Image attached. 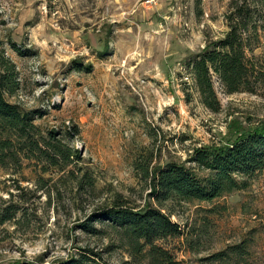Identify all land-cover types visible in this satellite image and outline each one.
Here are the masks:
<instances>
[{
  "label": "rangeland",
  "instance_id": "obj_1",
  "mask_svg": "<svg viewBox=\"0 0 264 264\" xmlns=\"http://www.w3.org/2000/svg\"><path fill=\"white\" fill-rule=\"evenodd\" d=\"M230 17L252 91L226 94L213 77L212 109L191 62ZM0 44L16 71L6 99L77 157L61 170L46 148L0 149V264H61L88 249L98 257L84 264H264V169L210 202L156 201L149 187L169 162L207 177L198 150L264 124V0H0ZM119 203L159 206L180 233L131 239L98 216Z\"/></svg>",
  "mask_w": 264,
  "mask_h": 264
},
{
  "label": "trees",
  "instance_id": "obj_2",
  "mask_svg": "<svg viewBox=\"0 0 264 264\" xmlns=\"http://www.w3.org/2000/svg\"><path fill=\"white\" fill-rule=\"evenodd\" d=\"M230 19L228 30L221 37L210 41L191 62L196 91L202 103L212 109L217 106L213 77L217 78L226 94L252 91L248 85L251 84L254 64L246 55V50L250 49L240 32V23L236 18ZM15 75L14 64L5 56L0 44V149L14 151V156L20 152L24 158H35L46 148L50 150L47 155L49 164L57 166L62 160L61 167L58 165L62 170L70 157L76 155L60 144L61 139L56 136L61 133L54 130L42 132L33 123L29 111L20 109L6 99L5 94L14 89ZM66 134L64 131V136ZM233 134V140L205 147L194 155L193 159L209 169L210 173L205 178L199 177L190 168L172 162L159 167V170H151L149 187L154 199L157 201L166 195L170 199L186 202H210L224 193L239 189L238 177L264 169V124L249 130L236 129ZM162 210L159 206L150 205L133 210L119 203L106 207L98 216L122 229L131 239H141L150 244L156 238L180 233L179 225L170 219L167 211ZM80 228L88 232L93 230L86 222ZM235 248L237 254L239 248ZM87 252L91 257L81 254L61 264L94 262L98 254L90 249ZM163 264L173 263L165 258Z\"/></svg>",
  "mask_w": 264,
  "mask_h": 264
},
{
  "label": "built area",
  "instance_id": "obj_3",
  "mask_svg": "<svg viewBox=\"0 0 264 264\" xmlns=\"http://www.w3.org/2000/svg\"><path fill=\"white\" fill-rule=\"evenodd\" d=\"M159 0H139V3L144 7H151L155 5Z\"/></svg>",
  "mask_w": 264,
  "mask_h": 264
}]
</instances>
